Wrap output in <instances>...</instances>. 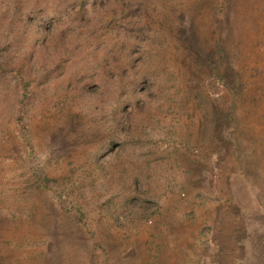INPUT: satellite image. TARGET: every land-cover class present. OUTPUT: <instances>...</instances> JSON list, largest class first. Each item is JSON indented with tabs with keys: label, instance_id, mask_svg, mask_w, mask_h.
<instances>
[{
	"label": "rangeland",
	"instance_id": "rangeland-1",
	"mask_svg": "<svg viewBox=\"0 0 264 264\" xmlns=\"http://www.w3.org/2000/svg\"><path fill=\"white\" fill-rule=\"evenodd\" d=\"M15 1L0 264H264V0H112L56 56L42 0Z\"/></svg>",
	"mask_w": 264,
	"mask_h": 264
},
{
	"label": "trees",
	"instance_id": "trees-1",
	"mask_svg": "<svg viewBox=\"0 0 264 264\" xmlns=\"http://www.w3.org/2000/svg\"><path fill=\"white\" fill-rule=\"evenodd\" d=\"M63 0H42V48L43 50H49L48 54H53V56H56L58 52H50L55 51L57 49L65 48L66 46V37L69 35V31H71V35L74 33V28H70L72 24H75L77 26L76 32H85L87 33L88 30L90 33L88 35L91 37L98 36V32H96L95 25L92 22L93 18L97 19V22H103L105 20V14L106 6L110 4L112 0H73V2H62ZM72 1V0H71ZM115 1V0H114ZM119 1V0H118ZM124 1V0H122ZM134 0H129V4L131 5V8L133 6ZM15 2H18L17 0ZM136 3H138V0H135ZM135 3V4H136ZM76 6V9L74 13H69L70 10L69 7ZM131 8H129L131 10ZM33 15H35V12L29 11L25 17L28 19H34ZM61 17L63 19L61 20ZM78 19V20H74ZM81 20V21H80ZM109 20V19H107ZM77 21V22H75ZM95 21V19H94ZM36 22V19L33 21ZM33 22L26 24L30 27L31 30H38V26L34 24ZM73 22V23H71ZM108 22V21H107ZM110 22V20H109ZM65 24L67 28L62 27L61 25ZM97 28H100L99 25H97ZM27 27H23L21 30H18L16 33V39L24 38L26 35ZM47 33H50L51 39L48 40ZM70 35V36H71ZM73 37V35H72ZM91 37V38H92ZM83 38H87V35H83ZM58 39V40H57ZM59 41V42H58ZM74 46H72L73 48ZM77 46L74 47V49ZM70 50V46L66 47ZM43 53V51H42ZM53 67H57L58 63L55 62ZM84 83L77 84V90L81 91ZM107 89L106 85H101L97 83L95 86V93H98L99 91H104ZM133 89V87H131ZM119 91V89H117ZM111 111H122L120 105H115L111 108Z\"/></svg>",
	"mask_w": 264,
	"mask_h": 264
}]
</instances>
